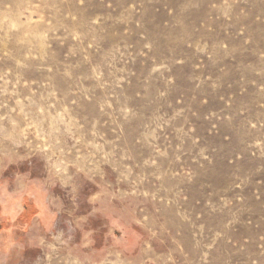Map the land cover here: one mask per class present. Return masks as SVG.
<instances>
[{
    "label": "rangeland",
    "instance_id": "rangeland-1",
    "mask_svg": "<svg viewBox=\"0 0 264 264\" xmlns=\"http://www.w3.org/2000/svg\"><path fill=\"white\" fill-rule=\"evenodd\" d=\"M0 264H264V0H0Z\"/></svg>",
    "mask_w": 264,
    "mask_h": 264
},
{
    "label": "crops",
    "instance_id": "crops-1",
    "mask_svg": "<svg viewBox=\"0 0 264 264\" xmlns=\"http://www.w3.org/2000/svg\"><path fill=\"white\" fill-rule=\"evenodd\" d=\"M10 198L5 211L9 246L31 248L35 237L45 234L51 226L53 213L46 204L45 193L37 185H31L23 193H12Z\"/></svg>",
    "mask_w": 264,
    "mask_h": 264
}]
</instances>
